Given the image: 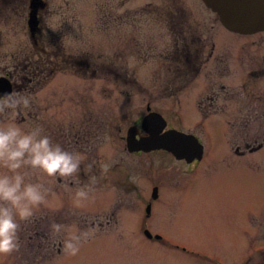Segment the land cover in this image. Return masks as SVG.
Masks as SVG:
<instances>
[{"label": "rangeland", "instance_id": "1", "mask_svg": "<svg viewBox=\"0 0 264 264\" xmlns=\"http://www.w3.org/2000/svg\"><path fill=\"white\" fill-rule=\"evenodd\" d=\"M177 1L215 45L180 92L164 58L168 27L177 23L153 15L164 0H130V15L143 16L131 18L130 34L138 37L125 57L116 42L111 47L105 0L49 1L43 40L63 61L16 90L12 96L30 104L0 112V123L40 124L82 163L74 178L32 176L51 192L33 218L20 222V246L0 255V264H264V31L229 33L200 0ZM5 9L0 76L14 75L32 49L25 19ZM147 106L167 128L200 139L206 154L196 169L162 151L127 150V131L140 127ZM83 185H90L89 197L77 204ZM155 185L159 199L146 218ZM53 223L66 227L56 233ZM146 228L163 238H147ZM82 232L88 236L71 254L64 241Z\"/></svg>", "mask_w": 264, "mask_h": 264}, {"label": "flooded vegetation", "instance_id": "2", "mask_svg": "<svg viewBox=\"0 0 264 264\" xmlns=\"http://www.w3.org/2000/svg\"><path fill=\"white\" fill-rule=\"evenodd\" d=\"M49 1L50 0H35V1L0 0L1 13H3V10L4 11L7 10L5 8H8L10 14L13 15L14 18L21 17L22 20L25 19L24 27L28 31L30 45L32 46L31 53H28L24 62L20 64L21 66H18L16 68L14 75H12V73H6L0 76V77H5L11 83L12 86V92L10 93L11 95L16 90L21 91L26 89V87L30 83H32L36 77L42 76L46 78L48 76L46 75L47 74L46 72H48L49 74L51 73L53 74V72H56V67L50 69V64H60L61 59L63 61L64 55L61 56L57 53L49 52V50L45 45L46 43H44L43 40V32H47L49 30L46 21V17L50 11ZM164 1L166 4L164 3L163 7L154 8L155 12L153 15L160 16V13L162 12L164 15L169 17V20L177 23L173 26L168 27L169 34L172 38L171 39L172 43L168 47L170 48L169 51L168 52L167 50L165 51L166 54L164 55V58L167 62L171 64L170 71H172L171 73L176 76L175 80L177 81L180 80L181 82V85L175 88L177 92H180L183 89L182 86L188 84L196 76L200 75L202 66L208 63L210 59H212L215 45L214 43L211 45L210 43L208 44V40L199 30L198 23L191 21V17H190L191 13L188 8L184 7L182 3H179L177 0H164ZM105 2L108 9L106 10L107 13L106 16H104V19H106V25H105L106 29L111 31L112 33L111 47H114L116 42L118 46L122 48L121 53H123V56L125 57V54L129 56L130 55L129 43L131 41H134V39L138 37L137 35L130 34L131 18L135 20H140V18H142L143 15L142 13H138V10L137 13L134 14L136 17L130 15V8H129L130 0H105ZM201 3L204 5L202 1ZM149 4L152 3L149 2L148 5ZM204 8H206L208 11L214 14L216 16L215 21L219 22V18L213 11H211L205 5ZM31 13L32 15L34 14L32 18V24L34 25V23H36L34 25V28L32 27V29H34L33 32L29 24ZM103 15L104 14H102L101 19L103 18ZM220 26L223 28L222 30H225L229 33L237 34L227 30L221 23ZM208 47L209 48L211 47V49L209 50L208 54H205V50ZM118 56L119 55H117V57ZM55 59L59 60L60 63H57L58 61H56ZM70 62L78 63V64L84 62L87 65L89 63L88 61H83L80 58H75L74 60L70 58ZM180 65H183L185 69L182 70ZM93 74H95V71L93 72ZM9 95L7 97H0V100L7 99ZM149 112H152V110L150 109L149 106H147V113ZM131 128L135 129L136 138H139L142 135H144V131L141 128V124L140 127H138L137 125ZM153 152L157 153L160 151H153ZM153 152L145 153L139 151V152H130V153L139 155L142 153L150 154ZM205 154L206 153L204 152L200 160L195 159L189 163L186 161L185 162L187 163V165L193 168V169L190 168L191 170H194L202 163ZM154 188L157 189V192L153 196ZM158 190L159 188L157 185L152 187V194L150 197L151 200L150 202L148 201L146 203V207L149 206V213L148 214L145 213L146 218L150 217L152 202L159 199ZM146 229H144V231ZM152 234L156 235L157 233H152ZM182 250L185 249L182 248Z\"/></svg>", "mask_w": 264, "mask_h": 264}, {"label": "clouds", "instance_id": "3", "mask_svg": "<svg viewBox=\"0 0 264 264\" xmlns=\"http://www.w3.org/2000/svg\"><path fill=\"white\" fill-rule=\"evenodd\" d=\"M27 96H12L0 100V112L17 107H27ZM82 163L78 152L69 151L48 135L40 124L27 127L8 121L0 123V255H7L20 246V222L30 220L47 201L51 188L35 173L47 177L69 178L75 176ZM90 185H83L75 192L76 203L89 197ZM66 226L53 223L56 233ZM88 233L72 235L64 241L65 247L75 254L79 242Z\"/></svg>", "mask_w": 264, "mask_h": 264}, {"label": "water", "instance_id": "4", "mask_svg": "<svg viewBox=\"0 0 264 264\" xmlns=\"http://www.w3.org/2000/svg\"><path fill=\"white\" fill-rule=\"evenodd\" d=\"M35 1V0H33ZM205 6L217 14L220 23L229 31L251 35L264 31V0H202ZM34 15V14H33ZM32 13L30 28L33 32ZM12 92V86L5 77H0V97H7ZM164 118L155 112L146 115L141 123L144 135L136 138L134 128H130L126 137L129 152H151L163 150L171 153L177 160L192 162L203 156V146L192 134L177 130H167ZM157 192L153 190V196ZM149 212V207L147 208ZM147 237L151 238L148 231ZM156 239H160L156 236Z\"/></svg>", "mask_w": 264, "mask_h": 264}]
</instances>
